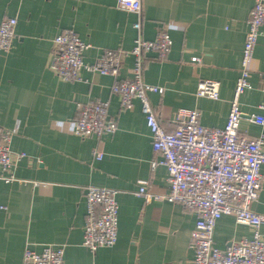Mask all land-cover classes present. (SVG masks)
I'll return each mask as SVG.
<instances>
[{
  "label": "crops",
  "instance_id": "0c3cea01",
  "mask_svg": "<svg viewBox=\"0 0 264 264\" xmlns=\"http://www.w3.org/2000/svg\"><path fill=\"white\" fill-rule=\"evenodd\" d=\"M117 0H0V22L17 19L9 54L0 53V126L15 131L14 153L27 155L14 171L15 180H0V264H22L27 248L40 253L63 247V264H192L191 234L197 215L169 201L137 196L146 185L153 195L169 193L168 171L155 170L153 140L141 103L131 110L112 93L114 79L83 71L82 80L65 82L49 68L53 39L75 31L92 47L84 61L94 63L103 49L131 51L139 38L152 41L168 24L173 46L166 58L146 57L144 80L162 88L148 94L161 126L173 131L179 109L197 108L201 124L223 129L240 76L243 49L254 0H140V15L119 10ZM140 23V30L135 24ZM252 60L251 90L240 99V133L255 139L264 126V26ZM199 62H193V59ZM135 58L123 60L119 79L132 76ZM202 80L220 83V99L198 98ZM108 101L118 125L112 136L75 135L77 104ZM104 154L96 160L94 153ZM262 188L253 211L264 216ZM116 191L118 241L92 253L83 245L87 218L85 189ZM264 234V227L262 228ZM252 230L233 216L222 217L214 242L225 251L250 239Z\"/></svg>",
  "mask_w": 264,
  "mask_h": 264
},
{
  "label": "built area",
  "instance_id": "2783aa9c",
  "mask_svg": "<svg viewBox=\"0 0 264 264\" xmlns=\"http://www.w3.org/2000/svg\"><path fill=\"white\" fill-rule=\"evenodd\" d=\"M254 2L249 15L240 76L223 129L203 126L201 113L197 108L179 109L173 119L175 129L171 132L161 126L155 115L148 94L161 93L162 88L145 82L144 64L146 57L152 54L160 59L167 57L173 46L168 32L170 25H161L158 35L152 41L139 38L131 51L103 49L94 63L84 61L86 51L92 46L82 41L75 31L66 29L52 42L49 68L62 81H81L83 71L109 76L114 79L112 93L120 98L123 109H133L135 100L141 103L156 155L151 168L155 170L164 166L167 169L169 193L153 195L146 185H142L136 194L146 203L169 201L197 215L190 243V249L194 253L192 264H264V216L252 209L258 202L262 188L264 133L252 139L239 131L243 117L240 99L246 91L253 88L249 63L259 37L263 35L261 28L264 26V0ZM116 7L137 15L142 12L140 0H117ZM16 26L15 18L0 22L1 54L10 53ZM134 27L140 30L141 25L138 22ZM129 55L135 58L132 76L120 80L123 60ZM199 61L193 59L194 63ZM196 96L219 100L220 83L213 80L200 81ZM109 104L108 101L77 104L75 135L81 138L114 135L118 125L109 115ZM260 108L264 110V104ZM251 121L264 126V116H253ZM14 134L15 131L0 126V180L7 183L15 180L16 166L27 156L11 150ZM94 155L96 160L104 158V154L100 152H95ZM117 194L114 190L94 186L85 189L87 218L83 245L92 253L117 244ZM224 216H233L238 224L250 227L252 237L233 242L225 251H221L215 245L214 232L218 221ZM63 259V247L47 246L40 253L27 248L22 264H63Z\"/></svg>",
  "mask_w": 264,
  "mask_h": 264
}]
</instances>
